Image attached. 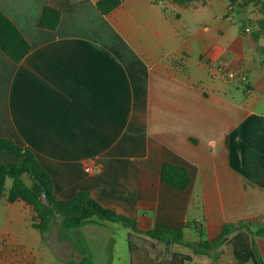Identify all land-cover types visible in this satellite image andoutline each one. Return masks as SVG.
<instances>
[{"label":"crops","instance_id":"1","mask_svg":"<svg viewBox=\"0 0 264 264\" xmlns=\"http://www.w3.org/2000/svg\"><path fill=\"white\" fill-rule=\"evenodd\" d=\"M97 1L0 0L30 43L19 62L0 49V137L35 153L56 197L87 190L141 230L198 241L226 222L264 225V16L252 11L264 0H120L107 14ZM46 5L60 11L55 29L38 24ZM166 6L187 9L192 25ZM165 162L188 170L185 188L162 181ZM32 218L22 199L0 200L9 263L42 244ZM255 238L264 260V235ZM47 247L60 264L84 255L94 264H259L245 228L228 235L215 260L111 220L61 231L60 251Z\"/></svg>","mask_w":264,"mask_h":264},{"label":"trees","instance_id":"2","mask_svg":"<svg viewBox=\"0 0 264 264\" xmlns=\"http://www.w3.org/2000/svg\"><path fill=\"white\" fill-rule=\"evenodd\" d=\"M119 3L120 0H98L96 2L98 9L104 14L109 13ZM60 16V11L56 7L46 5L38 24L40 27L55 29L60 21ZM259 23L263 25L264 18L259 20ZM0 49L14 62H19L30 50V43L26 37L1 9ZM262 49L264 51V46ZM3 150L12 152L17 157V161L4 163L0 159V200L4 196L5 179L11 177L13 182L7 200L22 199L32 206L37 214L33 215L32 225L40 231L42 238L56 214L61 216L60 227L62 231H69L87 223H100L101 220L119 221L136 232L145 233L167 244L172 241L185 244L197 253L211 255L215 260L220 253L219 247L225 242L228 235L237 228H245L251 234L253 249L259 264H264L255 238L257 235H264V225L245 221L226 222L222 225L220 234L212 239L203 238L200 231L201 238L198 241L185 240L182 232L178 230H141L134 219L103 206L87 190H79L68 199L56 197L53 193L50 174L42 167L35 153L28 147L17 144L12 138L0 137V152ZM23 174L29 176L31 185L21 179ZM161 179L176 188H185L190 182V175L185 167L165 162L162 166ZM38 218L41 219L39 222L36 220ZM80 251L85 254V247H80ZM80 263L94 264L86 255L82 257Z\"/></svg>","mask_w":264,"mask_h":264},{"label":"rangeland","instance_id":"3","mask_svg":"<svg viewBox=\"0 0 264 264\" xmlns=\"http://www.w3.org/2000/svg\"><path fill=\"white\" fill-rule=\"evenodd\" d=\"M186 1L189 0H176V3L180 5V3H185ZM254 1V0H253ZM260 2V0H258ZM257 1V2H258ZM253 7H252V11L255 12L257 15H261L262 17L264 16V4H261V7H259V5H256V2L252 3ZM239 7V6H238ZM166 8H168L166 6ZM169 12L171 13V15L176 16V12H179L181 14V18L178 20L179 24L185 25L189 24L190 26L192 25V22L189 21V14L190 12L183 8V7H169L168 8ZM231 14L229 15L230 17H234L232 19L233 24L236 25V21L237 18L236 17V12L235 9H233L232 11H230ZM247 25L244 27V29L247 27L248 30H245L246 33H249V35L251 37H253V33L255 32V27H257V24L253 22L252 19L246 21ZM239 26V24H237ZM239 31V30H238ZM241 32V31H239ZM220 66V65H219ZM0 159L2 162L7 163V162H15L17 161V157L10 151L8 150H3L0 152ZM21 179L27 183L28 185H31V180L29 178V176L27 174H23V176L21 177ZM12 178L11 177H6L5 179V189H4V196L7 198L8 193H9V189L10 186L12 185ZM4 203H5V198H4ZM26 203V202H25ZM27 205H29L31 207V209L33 210L32 206L28 203H26ZM33 215H37L36 212L33 210ZM60 215L56 214V217L54 219L51 220L47 230L44 233V237L42 238V244L40 245H30L29 249L27 250L28 246L24 248V256L22 257V264H36L34 263V258H32L30 255L33 254L32 253V249H34V251L36 253H38L40 256H38L36 258V262L37 264H46L48 261H53L57 264H60L57 262V259L52 256L51 250L48 249L47 245H53V249H56V251H60V247H56V243L57 240L60 239V233H61V227H60ZM38 222L41 220L40 218L36 219ZM69 238V237H68ZM67 238V239H68ZM33 246V247H32ZM12 251V249H0V259L2 260L3 264H12V262L9 263V252ZM62 255L64 256H68L69 252H70V248H65L61 251ZM26 256V257H25ZM213 258V257H212ZM213 264H216V262H213Z\"/></svg>","mask_w":264,"mask_h":264},{"label":"built area","instance_id":"4","mask_svg":"<svg viewBox=\"0 0 264 264\" xmlns=\"http://www.w3.org/2000/svg\"><path fill=\"white\" fill-rule=\"evenodd\" d=\"M245 30H248V28L246 27ZM217 70H218V72H220L221 74L226 75V76H228V77H234V76L236 75L235 72H234L233 70L227 68V67L224 66V65H220V66H218V67H217ZM240 78H241L242 80H246V79H247L245 75H241ZM85 168H86L87 171H92V170H94V169H99V165L97 164V165H95L94 167H93V166H86Z\"/></svg>","mask_w":264,"mask_h":264},{"label":"water","instance_id":"5","mask_svg":"<svg viewBox=\"0 0 264 264\" xmlns=\"http://www.w3.org/2000/svg\"><path fill=\"white\" fill-rule=\"evenodd\" d=\"M44 201H46V199H44Z\"/></svg>","mask_w":264,"mask_h":264}]
</instances>
